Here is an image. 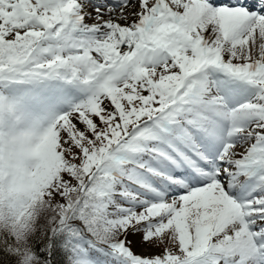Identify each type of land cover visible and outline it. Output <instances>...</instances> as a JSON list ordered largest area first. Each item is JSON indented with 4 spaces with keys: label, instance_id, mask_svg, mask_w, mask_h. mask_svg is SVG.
<instances>
[{
    "label": "snow or ice",
    "instance_id": "6c2138e0",
    "mask_svg": "<svg viewBox=\"0 0 264 264\" xmlns=\"http://www.w3.org/2000/svg\"><path fill=\"white\" fill-rule=\"evenodd\" d=\"M87 7L0 0V264H264V0Z\"/></svg>",
    "mask_w": 264,
    "mask_h": 264
},
{
    "label": "rangeland",
    "instance_id": "374dc122",
    "mask_svg": "<svg viewBox=\"0 0 264 264\" xmlns=\"http://www.w3.org/2000/svg\"><path fill=\"white\" fill-rule=\"evenodd\" d=\"M95 1L96 2H92V1L88 0V7L86 9L87 12L92 13L93 15H95V6L97 4H101L102 3V0H95ZM110 1L111 0H103V3L111 4L112 2H110ZM102 11L106 12L107 9L104 8V7H102ZM108 18H109V15H107V14H105L104 17H103L104 20H107ZM86 22L89 23V24H91V23L94 22V20L88 19L86 17ZM237 151L238 152H242L243 149L239 145H237ZM141 239L142 238H141V236L139 234L132 235V240L130 239L131 240V243H134V242L136 243L135 244V247H133V245L131 246L132 249L135 252H137V253H141V252H145V251H156V252H159V251L162 250V249H153V248H150L148 244L142 243L141 242Z\"/></svg>",
    "mask_w": 264,
    "mask_h": 264
},
{
    "label": "trees",
    "instance_id": "16d2710c",
    "mask_svg": "<svg viewBox=\"0 0 264 264\" xmlns=\"http://www.w3.org/2000/svg\"><path fill=\"white\" fill-rule=\"evenodd\" d=\"M129 239L132 240V235L129 236ZM135 244H136L135 242L134 243H131V246L133 245V247H135Z\"/></svg>",
    "mask_w": 264,
    "mask_h": 264
},
{
    "label": "bare ground",
    "instance_id": "6f19581e",
    "mask_svg": "<svg viewBox=\"0 0 264 264\" xmlns=\"http://www.w3.org/2000/svg\"><path fill=\"white\" fill-rule=\"evenodd\" d=\"M94 2H96V1L94 0Z\"/></svg>",
    "mask_w": 264,
    "mask_h": 264
}]
</instances>
